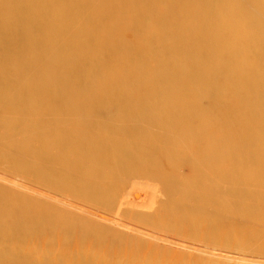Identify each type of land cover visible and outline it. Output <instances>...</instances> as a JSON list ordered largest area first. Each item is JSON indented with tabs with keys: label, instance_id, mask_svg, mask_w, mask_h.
<instances>
[{
	"label": "bare ground",
	"instance_id": "bare-ground-1",
	"mask_svg": "<svg viewBox=\"0 0 264 264\" xmlns=\"http://www.w3.org/2000/svg\"><path fill=\"white\" fill-rule=\"evenodd\" d=\"M5 166L182 242L2 187L0 262L264 264V0H0Z\"/></svg>",
	"mask_w": 264,
	"mask_h": 264
},
{
	"label": "rangeland",
	"instance_id": "rangeland-1",
	"mask_svg": "<svg viewBox=\"0 0 264 264\" xmlns=\"http://www.w3.org/2000/svg\"><path fill=\"white\" fill-rule=\"evenodd\" d=\"M69 3V1H67V4ZM72 4V3H71ZM232 4L234 5L235 4V2H232ZM138 8L140 9H142V8H146V4L144 5L143 3H140V4H138ZM78 17V16H77ZM261 18H262V15L260 16ZM244 55H241V58H243V57H246V56H248V53H243ZM2 169H0V176H2V177H0V189L2 190V191H8V192H10V193H12V194H14L15 193V195L16 194H18V195H26V196H28V197H34V198H39L38 197V194H40V195H44V196H48V197H51V198H54V199H56L57 201L59 200V204L61 203H63L62 204V206L61 207H63V205L64 204H68V205H71V206H74V207H77L78 209H83V210H86V211H88L90 214H93V215H97V217L98 216H100V217H102V218H105V219H116V222H118V226H113V228H115L116 230H119V232L121 231V232H123V233H125V231L127 230V228H130V229H134V230H136V231H139L140 233H143V234H141V235H137L136 236V234L135 235H131V234H126V235H129V236H134V237H137L138 238V240L139 239H144V240H149V241H152L151 239H150V235H152V236H159V237H162V238H166L167 240H171V241H173L174 243H179V242H182V241H180V240H176V239H173V238H171V237H168V236H164V234L162 233V232H155L154 230H152V229H149V228H147V227H145V226H142V225H138V224H132L131 223V221L129 222V221H127L126 219H123V218H121V217H118V216H116L115 215V213H103V212H99V211H97V210H95V209H92V208H89V207H85V206H81L80 204H78V203H76V202H74V200H70L69 199V197H61V196H59V195H56V194H54V193H50V192H48L47 190H44V188H41L40 187V185L41 184H32V183H29L28 181H27V179H23V178H21L19 175H17V177H16V174H14L15 173V170H9V168L7 167V166H5V167H1ZM6 169V170H5ZM1 170H3V171H1ZM4 171H6L5 173H7L6 175H5V173H4ZM10 171V172H9ZM12 171H13V173H12ZM2 182V183H1ZM6 188H7V190H6ZM10 189V190H9ZM35 189V190H34ZM140 191V190H139ZM144 191V190H143ZM143 191H141L142 192V194H143ZM18 192V193H17ZM20 193V194H19ZM144 193H145V191H144ZM71 198V197H70ZM55 200V201H56ZM57 203V204H58ZM60 204V205H61ZM40 205V204H39ZM60 205H58V206H60ZM68 208H70V207H68ZM95 212V213H94ZM110 214V215H109ZM71 215L72 216H75V217H78V216H80V213L79 212H73V213H71ZM97 217L96 216H93V217H89L90 218V220L91 221H93L94 219H92V218H95V220L98 222V220H97ZM112 217V218H111ZM118 218V219H117ZM94 220V221H95ZM126 222V223H125ZM129 222V223H128ZM120 223V224H119ZM141 226V227H140ZM125 228V229H124ZM26 232H29L28 230L26 231ZM54 232V231H53ZM63 231H60V233L58 234L57 232V234H58V236L59 235H61L62 236V234H64V233H62ZM161 235V236H160ZM64 237V238H63ZM48 239H45V237H42V238H38L36 241L39 243V244H42V243H48V241L47 240H49V242H50V237H47ZM60 238V237H59ZM60 240V239H59ZM70 238L69 237H65V236H62L61 237V240H60V243L62 244V245H67L69 242H70ZM1 243V242H0ZM155 243H158V242H155ZM168 245H170V244H168ZM6 248V245H5V243L3 242L2 244H0V257H5V256H1L2 255V251L4 250ZM25 248L28 250V249H31L32 248V244H31V242H29V241H27L26 243H25ZM112 248V247H111ZM115 248H119V247H117V246H115ZM56 250V249H55ZM55 250H53V252H52V258H54L56 255H58V253L60 252V250H59V252L58 251H55ZM188 252H190V251H188ZM96 252L95 251H92V252H90V254L89 255H91V254H93V256L94 257H96V261H98V262H100V264H112L113 263V260L112 259H109V258H107V257H105L104 256V254H99V255H97V254H95ZM194 253V252H193ZM59 254H61V253H59ZM84 254H82L81 255V253L78 255V257H77V259L79 258V259H81V258H83L82 256H83ZM92 256V255H91ZM40 258H42V256L41 255H38V254H32V256H31V259L29 260H26V258H24V256L23 255H21L20 253L19 254H14L13 256H10V257H7L6 258V260H3V261H1L0 262V264H46V262H44L42 259H40ZM98 258V259H97ZM248 259H251L250 257H248ZM260 259H264V258H260ZM121 261V260H120ZM129 264H148L145 260H143V259H129ZM264 261V260H263ZM201 261L200 260H197V259H194V260H189V259H185V260H181V261H178V264H202V263H200ZM62 264H65V263H62ZM115 264H118V263H115ZM151 264V263H150ZM155 264V263H154ZM162 264H177V263H174V262H171V261H168V260H164L163 262H162ZM213 264H219L218 262H214Z\"/></svg>",
	"mask_w": 264,
	"mask_h": 264
}]
</instances>
